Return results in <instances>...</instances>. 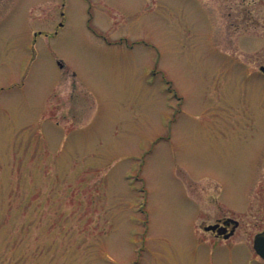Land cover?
Wrapping results in <instances>:
<instances>
[{
    "label": "rangeland",
    "instance_id": "rangeland-1",
    "mask_svg": "<svg viewBox=\"0 0 264 264\" xmlns=\"http://www.w3.org/2000/svg\"><path fill=\"white\" fill-rule=\"evenodd\" d=\"M261 65L264 0H0V264H264Z\"/></svg>",
    "mask_w": 264,
    "mask_h": 264
},
{
    "label": "water",
    "instance_id": "water-1",
    "mask_svg": "<svg viewBox=\"0 0 264 264\" xmlns=\"http://www.w3.org/2000/svg\"><path fill=\"white\" fill-rule=\"evenodd\" d=\"M259 69L264 72V65H261ZM231 222L232 226L231 229L226 232V225ZM238 225V221L227 217L222 221V225L219 224V222L211 223V224H206L203 226V229L205 231H216L217 234L223 235L224 238L229 237L231 234H233L235 228ZM252 247L256 254L264 259V232H258L254 235L253 241H252Z\"/></svg>",
    "mask_w": 264,
    "mask_h": 264
},
{
    "label": "flooded vegetation",
    "instance_id": "flooded-vegetation-1",
    "mask_svg": "<svg viewBox=\"0 0 264 264\" xmlns=\"http://www.w3.org/2000/svg\"><path fill=\"white\" fill-rule=\"evenodd\" d=\"M225 218H226V217L216 218L215 221H219V223L221 224L222 221H223ZM215 221H214V222H215ZM231 226H232V223L229 222V223L226 225V231L229 230V229L231 228ZM211 233H212V235L215 236V237H218V238L221 237V236H218L215 232H211Z\"/></svg>",
    "mask_w": 264,
    "mask_h": 264
}]
</instances>
